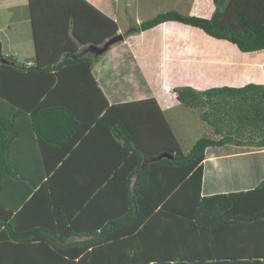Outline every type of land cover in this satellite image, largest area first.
<instances>
[{
  "label": "trees",
  "instance_id": "trees-1",
  "mask_svg": "<svg viewBox=\"0 0 264 264\" xmlns=\"http://www.w3.org/2000/svg\"><path fill=\"white\" fill-rule=\"evenodd\" d=\"M212 1L210 17L168 9L126 35L175 21L264 49V0ZM28 2L34 61L0 51V264H264V83L173 87L213 127L184 152L132 55L110 76L81 49L116 35L113 18L87 0ZM136 91L147 97L129 100ZM31 140L44 156L26 152ZM212 159L243 187L203 194ZM75 164L95 167L83 191Z\"/></svg>",
  "mask_w": 264,
  "mask_h": 264
},
{
  "label": "crops",
  "instance_id": "crops-1",
  "mask_svg": "<svg viewBox=\"0 0 264 264\" xmlns=\"http://www.w3.org/2000/svg\"><path fill=\"white\" fill-rule=\"evenodd\" d=\"M87 1H89L91 4L99 8L103 13L110 16L116 21L118 26L117 33H125L129 30H127L126 27L123 28V26H121V19L123 20V22L129 20L127 19L125 14H123V10L128 7V4L131 3L129 10L135 12L134 19L131 18V20H134L135 24H139L141 21L146 19H141L139 17V11L142 12V10L145 7L149 6L153 0H135L134 3L129 2V0H125V5L122 8L120 5L117 6L110 4L108 0ZM113 1L115 2L116 0ZM173 4V7H170L168 9H175L184 14H193L203 17H210L214 11V3L212 0H174ZM181 5L186 6V11H184L182 7H179ZM22 6L27 8L28 14L26 15L25 20H27V22H29L31 25V14L28 0H0V10H10L15 8L18 9ZM64 20L65 17L61 19V22H63ZM7 23V29H9L10 25H12V22L8 21ZM13 24L16 23L14 22ZM49 31L47 33H49ZM202 33L204 34V32L198 28L184 25L179 22H164L152 29L134 32L129 34L128 36L126 35L124 40L118 43L116 47L109 48L110 50L108 49L109 53H107L106 57L103 58L101 62V57H103L106 51L100 56H95L94 54V56L97 57V61L94 64V68L97 72L106 70L105 72L108 71L110 73V76L113 74L118 75L120 73L119 67L124 60V54H131L133 57L132 64L136 65L145 77L146 82L151 91L150 96L155 98L158 103V106L164 113L165 117V111L167 107L174 108L173 105H175L177 101L175 98V93L172 91V88L176 85H189L196 89H206L209 87L222 85L242 86L250 82L264 83V49L253 52H242L237 48L236 45L230 43L227 40L215 39L206 34L203 35ZM49 35L52 38L51 31ZM32 39L34 41L33 36ZM33 44L35 51V42H33ZM223 45H225L229 51L225 50V46ZM89 46L90 45L82 46L81 49L84 50ZM5 48L7 49L6 54L8 56H11L13 59V54H19L13 48V45H11L9 39H5L3 37V39H0V51L2 52V50H4ZM10 50L13 51V54H10ZM232 50L234 52H237L234 57H232L228 53L232 52ZM112 51L114 53V62L112 65L111 63L109 65H105L104 63L106 59L110 57L109 54H111ZM34 59L33 57H28L27 63H32ZM181 73L184 75V80H181V83H179L180 80L178 79V77L181 75ZM70 76L71 78L73 77L76 80L75 76ZM107 76H109V74H107ZM167 76L169 78L174 77L179 81H169L167 83ZM129 79L131 80L132 76ZM159 81H162V87L157 84V82ZM170 94L172 95V98H169ZM146 97L147 94L143 93L142 91H136L134 92L133 96H130L129 100H141ZM107 98L109 99V96ZM109 103L111 104L110 99ZM177 103L179 102L177 101ZM149 107L153 109L152 106ZM75 108L76 114L85 117L86 110H83L81 107L78 106H75ZM79 116H77V118ZM166 120L168 122L167 118ZM168 124L170 125L169 122ZM175 136L178 139L176 134ZM81 137L82 141L81 138H78L79 143L82 142L83 145L87 147L95 146L92 144H97L98 141H100V139L95 137ZM31 142L33 144V150L29 149L26 152L31 154L34 153L35 150H37V152L35 153L44 156L42 155V152L44 151L42 147L32 140ZM97 156L98 155L96 154V157ZM212 160H215V166H210L209 168H207V170L209 169V174L205 177L203 175V179H205L202 182L203 194H209L217 191L237 190L243 187V185L240 183V179L237 180L234 175L231 176L230 171L232 168L230 164H228L229 162H222L221 160L219 162V159ZM85 167L86 166H81L80 164H75V169L69 172L71 174H77L76 187L79 191H83L84 188H86L91 183V180H89V178L86 179V176L90 173L91 175L95 174L92 170L95 169V167H90L89 170H87V168ZM95 172L98 175L100 173V169L95 170ZM213 175L216 176L214 179L212 178ZM227 176L228 179L226 181L220 182L221 179L223 180ZM134 178L135 175L132 176V180H134ZM88 180L89 183L86 182ZM217 181L220 183H218ZM101 199H110V195H105ZM105 214L106 213L104 212L103 207L102 210L100 209V212L98 213V215H96V217L92 216L93 224H95L94 221L100 218L101 215ZM120 231L121 230L116 231L112 236H114L115 238L119 237ZM154 233L151 234V236H153ZM124 235L125 233L121 234L120 236ZM88 237L89 236H72L71 240L79 241ZM103 246L104 247L101 248L102 250H110L108 247H105V245Z\"/></svg>",
  "mask_w": 264,
  "mask_h": 264
},
{
  "label": "rangeland",
  "instance_id": "rangeland-1",
  "mask_svg": "<svg viewBox=\"0 0 264 264\" xmlns=\"http://www.w3.org/2000/svg\"><path fill=\"white\" fill-rule=\"evenodd\" d=\"M108 1L110 4L117 5V6L120 5L121 8L124 7L125 5V0H116L115 2L113 0H108ZM173 1L174 0H158V1L153 0L149 6L145 7L142 10V12L139 11L138 13L139 17L141 19L146 18L145 20L152 18L159 12L166 11L168 8L173 7L174 5ZM129 2L134 3L135 0H129ZM130 5L131 3H129L128 7L123 10V14H125L127 19L129 20L126 22H123V20L121 19L122 25L120 24L121 26H123V28L126 27L127 30H132V28L135 26L134 20H131V18L134 19L135 12L129 10ZM179 7H182V9L186 11V6L181 5ZM27 14H28L27 8L23 6L19 7L18 9L15 8V9H10V10H0V31H1L0 39H3V37L5 39H9V42L11 43V45H13V48L19 53L18 55L13 54V51L10 50V54H13L14 60L19 64H27L28 57L29 58L33 57L34 59V53H35L34 44H33L34 41L32 39L33 31H32L30 23L27 22V20H25ZM8 21L12 22V25H10L9 29H7ZM14 22L16 24H13ZM120 42L121 41H118L117 43L110 46V48L116 47L117 44ZM224 49L228 50L226 46L224 47ZM6 50L7 49L5 48L4 50H2V52L6 54ZM109 50L104 53L103 57H101L100 62L103 60V58L106 57L107 53H109ZM83 52L88 53L91 51H89V48H85ZM228 53L232 57H234V55H236L237 52H234L232 50V52H228ZM113 54H114L113 51L111 54H109L110 57L106 59L104 63L105 65H109L110 63L111 65L113 64L114 62ZM95 56H98V55H95ZM178 79H175L174 77H171V78H169L168 76L166 77L167 83L169 81H172V82L179 81V83H181V80H184V75L181 73ZM157 84L160 87H162L163 85L162 81L157 82ZM169 98H172L171 94L169 95ZM173 106L174 108L167 107L165 111V115H166V118L168 119V122L170 123L172 130L177 135L179 139V143L181 145V149L184 152H187L189 148L192 146V144L195 142V140L198 139L199 137L213 135V127L210 125H207V122H204L200 118L198 109L189 108L185 105L177 103V101L175 105ZM168 108H171V109H168Z\"/></svg>",
  "mask_w": 264,
  "mask_h": 264
},
{
  "label": "water",
  "instance_id": "water-1",
  "mask_svg": "<svg viewBox=\"0 0 264 264\" xmlns=\"http://www.w3.org/2000/svg\"><path fill=\"white\" fill-rule=\"evenodd\" d=\"M123 40H124L123 33H117L113 37L106 40L101 46H93V45L91 46L90 45L88 48H89V51H91L95 55H100L104 53L105 51H107L111 45L117 43L118 41H123ZM161 157H166L169 159L173 158V156L168 153H160L158 158H161Z\"/></svg>",
  "mask_w": 264,
  "mask_h": 264
},
{
  "label": "clouds",
  "instance_id": "clouds-1",
  "mask_svg": "<svg viewBox=\"0 0 264 264\" xmlns=\"http://www.w3.org/2000/svg\"><path fill=\"white\" fill-rule=\"evenodd\" d=\"M123 35H124V38H125V35H126V32L125 33H123ZM108 40V39H107ZM112 46V45H111ZM110 48V47H109Z\"/></svg>",
  "mask_w": 264,
  "mask_h": 264
}]
</instances>
